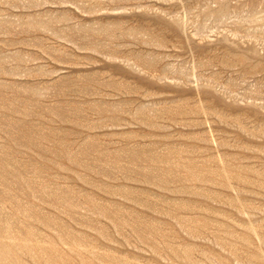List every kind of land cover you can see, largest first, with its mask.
Returning a JSON list of instances; mask_svg holds the SVG:
<instances>
[{"label":"rangeland","instance_id":"1","mask_svg":"<svg viewBox=\"0 0 264 264\" xmlns=\"http://www.w3.org/2000/svg\"><path fill=\"white\" fill-rule=\"evenodd\" d=\"M0 264H264V0H0Z\"/></svg>","mask_w":264,"mask_h":264}]
</instances>
